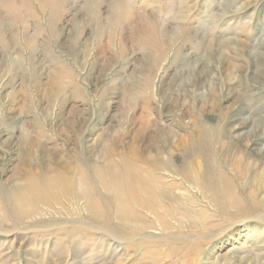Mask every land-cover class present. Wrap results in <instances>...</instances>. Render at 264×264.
<instances>
[{"label": "rangeland", "instance_id": "1", "mask_svg": "<svg viewBox=\"0 0 264 264\" xmlns=\"http://www.w3.org/2000/svg\"><path fill=\"white\" fill-rule=\"evenodd\" d=\"M220 59L242 68L231 81ZM206 132L257 200L239 196L222 216L193 188L179 233L152 224L133 237L100 217L102 230L71 189L25 194L26 173L79 163L100 185L107 146L136 134L140 149L175 152L162 157L180 179L175 155ZM263 145L264 0H0V264H264Z\"/></svg>", "mask_w": 264, "mask_h": 264}, {"label": "bare ground", "instance_id": "2", "mask_svg": "<svg viewBox=\"0 0 264 264\" xmlns=\"http://www.w3.org/2000/svg\"><path fill=\"white\" fill-rule=\"evenodd\" d=\"M146 25L151 28L153 34L155 32L153 26L149 25V23H146ZM249 56L250 58L254 57L252 55ZM226 62L225 59H220L217 65L213 64L212 66L217 67L216 71L219 70V67H222L218 71V74H220L224 70L226 73L224 66L228 65L231 68V72L228 71L229 69L227 70L230 72L229 81H231L230 79L235 75L234 71H241L242 68L236 64L231 65L232 62H229L230 64ZM262 70L263 67L256 68L257 73ZM206 72H200L197 76L198 79H202V75H205ZM197 77L195 76L194 81L199 82ZM212 91H214L213 88H210L209 93H212ZM237 99L239 100V98ZM245 122L243 121V123ZM140 127L138 128L139 133L146 134L148 125L145 126L147 129L144 131L142 130L144 127ZM194 127L196 128V125ZM193 131L197 132L196 129H193ZM206 133L204 136L201 133L197 137H195L194 133H189L190 135L185 139L188 143L187 151L179 156L175 155V158L181 159V163L184 162L186 166V172L184 173L183 171L178 174L180 179L176 178V176L171 177L167 172L170 161L166 158L174 157L175 152L165 149L162 151L157 148L152 149L150 145L140 149L139 145L135 143V137L137 138L138 135L136 134L134 140L132 139L133 142L122 145L123 147L115 143L107 146L106 160L100 167L101 171L99 170L100 174H103V180L100 185H97L96 181H90L84 167H82L83 165L79 163L77 164L79 169H73L71 166L61 168L57 166L58 168L55 169L40 168L36 172L26 173L23 182L26 185L25 194L34 199V195L40 197V194L47 195L55 190L65 193L66 189H71L76 192L78 197L85 200L90 219H98L99 222L101 217L108 222L115 220L117 223H126L132 227L133 237L138 236V233L142 230L150 228L152 224L163 228L165 233H170L174 229L179 233V226H176V223L171 225V223L177 221L179 219L178 216L190 222L191 214L195 212L192 207L196 202V198L191 195L193 188H197L201 197H206L211 203L217 205L220 213L223 211L224 215L228 212H225L226 210L235 209L239 205V196H242L245 202L257 200V192L254 189L241 195L240 190H243L242 187L238 191V188L233 185L231 175L238 176L241 172L239 161H234L231 167L225 165L223 162L225 157L224 148L219 150L218 155L211 148V151H209V146L207 145L210 144L209 139L211 138L208 136V132ZM241 136V134H236L237 138ZM192 137L194 138L192 139ZM212 137V139L219 140L220 135L215 133L212 134ZM182 141L184 140L180 138V142ZM223 145L225 146L226 143ZM176 148L178 149V146L174 149ZM251 148V151L257 150L256 140L254 144L252 143ZM163 153H166V158L162 157ZM210 153L213 155H210ZM43 173L49 174V176L46 175L45 177ZM260 177L263 180L264 174H259V183L256 178L258 184L261 182ZM180 180L183 181V184H188L187 188L182 189L180 187L178 184ZM14 191L20 192L19 190ZM13 198L17 202L18 200H25L23 194H17ZM100 213L103 214L100 216ZM113 215L114 218L112 217ZM97 226H101L100 222ZM100 228L103 230L102 227ZM232 260L233 257H231L230 261ZM241 261L250 263L248 259L240 258L239 263Z\"/></svg>", "mask_w": 264, "mask_h": 264}]
</instances>
